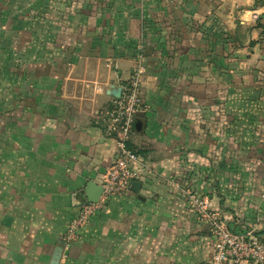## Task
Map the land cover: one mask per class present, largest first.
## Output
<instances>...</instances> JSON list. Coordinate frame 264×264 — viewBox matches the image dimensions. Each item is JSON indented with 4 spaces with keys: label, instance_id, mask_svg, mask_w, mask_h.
I'll use <instances>...</instances> for the list:
<instances>
[{
    "label": "crops",
    "instance_id": "obj_1",
    "mask_svg": "<svg viewBox=\"0 0 264 264\" xmlns=\"http://www.w3.org/2000/svg\"><path fill=\"white\" fill-rule=\"evenodd\" d=\"M140 53L138 185L55 261L117 156L100 117ZM1 69L0 264H211L187 193L264 238V0H0Z\"/></svg>",
    "mask_w": 264,
    "mask_h": 264
},
{
    "label": "built area",
    "instance_id": "obj_2",
    "mask_svg": "<svg viewBox=\"0 0 264 264\" xmlns=\"http://www.w3.org/2000/svg\"><path fill=\"white\" fill-rule=\"evenodd\" d=\"M258 18L257 14L252 16L254 21ZM142 58L140 53L130 77L120 85V97L112 98L110 106L100 117L106 134L117 144V156L103 177V192L98 202L82 205L78 216L67 226V245L77 241L84 226L108 200L130 193L134 180L139 177L141 157L130 149L128 142L136 116L147 109L142 93ZM187 194L196 213L210 229L214 247L211 264H264V238L254 230L234 231L228 219L210 207L206 197Z\"/></svg>",
    "mask_w": 264,
    "mask_h": 264
},
{
    "label": "water",
    "instance_id": "obj_3",
    "mask_svg": "<svg viewBox=\"0 0 264 264\" xmlns=\"http://www.w3.org/2000/svg\"><path fill=\"white\" fill-rule=\"evenodd\" d=\"M121 91H122V88L120 86L114 85L111 87V91L109 94L114 98H118V97H120ZM136 184L138 185V183L133 182L132 188H134L133 186ZM102 192H103V190H102L101 186L95 185L94 183H90L88 186V190H87L88 201H83L81 203V206L85 205L87 203L98 202V200L100 199V197L102 195ZM65 246H66L65 241L61 242L60 246H58V248L56 249V252H55V261L59 260L60 256L62 255L63 248Z\"/></svg>",
    "mask_w": 264,
    "mask_h": 264
},
{
    "label": "rangeland",
    "instance_id": "obj_4",
    "mask_svg": "<svg viewBox=\"0 0 264 264\" xmlns=\"http://www.w3.org/2000/svg\"><path fill=\"white\" fill-rule=\"evenodd\" d=\"M4 63L8 66L7 61H5ZM1 68H7V67H3V65H1ZM3 71H7V69H4ZM3 71H2V69H1V70H0V73L2 74ZM86 225H87V224H86ZM86 225H85V226H86ZM85 226H84V227H85Z\"/></svg>",
    "mask_w": 264,
    "mask_h": 264
}]
</instances>
